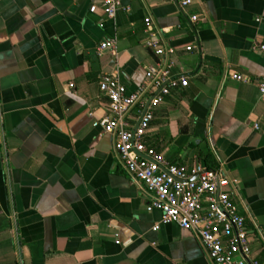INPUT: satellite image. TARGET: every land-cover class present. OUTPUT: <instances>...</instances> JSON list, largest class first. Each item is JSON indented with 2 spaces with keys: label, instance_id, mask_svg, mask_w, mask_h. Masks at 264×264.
<instances>
[{
  "label": "crops",
  "instance_id": "obj_1",
  "mask_svg": "<svg viewBox=\"0 0 264 264\" xmlns=\"http://www.w3.org/2000/svg\"><path fill=\"white\" fill-rule=\"evenodd\" d=\"M122 8L108 20L102 0H0V264H213L192 233L147 212L151 197L121 168L113 137L92 127L110 116L103 75L131 92L161 61L149 39L172 51V73L188 86L154 110L145 145L171 165L222 168L264 239V99L255 84L264 76V0ZM112 39L116 57L97 56ZM251 254L264 264L255 235Z\"/></svg>",
  "mask_w": 264,
  "mask_h": 264
},
{
  "label": "built area",
  "instance_id": "obj_2",
  "mask_svg": "<svg viewBox=\"0 0 264 264\" xmlns=\"http://www.w3.org/2000/svg\"><path fill=\"white\" fill-rule=\"evenodd\" d=\"M163 1L174 3L183 10L195 0ZM102 10L108 20L114 19L120 10L128 11L122 8V0H102ZM197 20L196 16L190 18L191 23ZM144 22L149 25L150 19ZM145 45L161 61L145 69L142 83L131 92L115 76L103 75L99 91L109 101L110 116L95 120L92 127L113 137L121 168L151 197L147 212L157 211L161 214L162 224L175 225L192 233L213 264H262L252 257L251 244L254 235L263 244L264 239L252 220V226H248L247 218L233 202L238 195L237 182L229 180L222 168L190 170L171 165L145 145L154 110L172 91L188 86L185 77L172 73V64L167 61V55L172 51L162 49L154 39H149ZM193 49L194 46L185 48L187 52ZM260 49L264 51V47ZM106 53L116 57L115 39L105 40L96 48L97 56ZM228 78L234 82H250L237 74ZM255 84L264 99V76ZM134 111L137 118L136 125L132 126L129 121Z\"/></svg>",
  "mask_w": 264,
  "mask_h": 264
}]
</instances>
